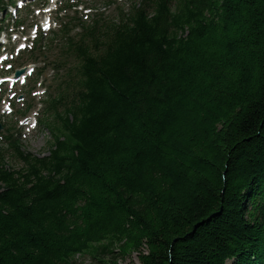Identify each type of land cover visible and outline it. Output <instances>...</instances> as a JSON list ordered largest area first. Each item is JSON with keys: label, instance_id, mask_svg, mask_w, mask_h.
Instances as JSON below:
<instances>
[{"label": "trees", "instance_id": "1", "mask_svg": "<svg viewBox=\"0 0 264 264\" xmlns=\"http://www.w3.org/2000/svg\"><path fill=\"white\" fill-rule=\"evenodd\" d=\"M149 1L120 48L97 20L68 47L51 159L6 139L0 264H264V0Z\"/></svg>", "mask_w": 264, "mask_h": 264}, {"label": "bare ground", "instance_id": "2", "mask_svg": "<svg viewBox=\"0 0 264 264\" xmlns=\"http://www.w3.org/2000/svg\"><path fill=\"white\" fill-rule=\"evenodd\" d=\"M80 1V6H81V8L83 9H86V8H89V6H90V3H89V0H79ZM17 2H20V1H17ZM82 2H84V5H82ZM170 2H171V7L172 8H174V9H176L178 6H181L182 8L181 9H183V2H184V0H170ZM79 3V2H78ZM136 4H138L139 6H140V4H141V2H136ZM26 6H28L27 4H25ZM101 9H104V5L102 4L101 5ZM141 11H144L145 9H143L142 8V6H140V8H139ZM155 9L156 8H154V7H150V8H148V11L151 13L152 12V14H154V12H157V11H155ZM102 17H105L104 16V14H100ZM100 16V17H101ZM146 19H148L147 18V16H146ZM149 20V19H148ZM102 22H105V21H107L108 23H109V27H107V28H105L104 29V32L105 33H110L112 30H111V26L113 25V23H115L114 25H113V28L114 29H119V32H117L116 34H114L113 35V39H109L110 41H109V44L110 45H112V47H116V48H120L121 46H120V44H117L116 42H115V39H120V38H122L123 40L124 39H128L125 35V32L124 31H122V26L124 25V24H132V26H135V28L137 29V33H138V27H137V25H140V23H139V21L138 20H136V19H134V18H131V19H129V18H126L125 16H123V15H121V13L119 12V11H117L116 13H111L110 15H109V17H107V18H102V20H101ZM83 30H86V31H88L89 30V28L88 27H85L84 29H83V22L80 24V34L82 35V33H83ZM101 37H105V34L101 31L100 32V34H99ZM54 36L55 37H61V36H58V35H56V34H54ZM2 71H4V72H10V70H7V69H5V68H3V70ZM61 73V70H59V72H57V73H53V74H50V75H53L54 76V78H55V80L56 81H60L61 79H64V75ZM68 74H70L71 76H73V78H75V79H77L78 78V74L76 73V72H73V71H70V70H68ZM34 77H36V79H39L40 77H39V75L36 73V74H34L33 75ZM82 80V79H81ZM12 83H14V81L12 80L11 81ZM60 88V87H59ZM48 93H49V91H48ZM49 95H50V93H49ZM48 94H45V97H48L49 96ZM55 96H57V97H61L62 98V100L63 101H69V100H67V99H69V98H74V97H77L76 96V93L75 94H72V93H70V95H68V96H65L62 92H60V91H56L55 92ZM50 108V110H51V107H49ZM44 110H48V107H46V108H44ZM8 112H12L11 114H9V115H7L6 117H5V119H7V120H9V119H12L13 118V116H14V111L13 110H9ZM54 112V111H53ZM1 124L2 123H0V135L2 134V130H1ZM31 131V130H35V127H33V126H31V128L30 129H26L24 132H22L21 134H20V136L19 137H16L15 139H17V140H23V143L21 144V145H19V147L21 148V149H27V147L25 146V143H24V140H28L29 138H31L32 136H35V134H31V133H28V131ZM12 141L10 140H1L0 139V152H2V151H6L7 150V152L5 153V156H4V158H5V161L7 162V163H10V164H12L11 166H6L7 167V169H12L15 165L13 164V162L11 161V159H10V157L11 156H13V155H17L18 153H17V151H16V149L15 148H13V147H11L10 148V145H12ZM50 143L49 142H46V144H45V150H46V152L45 153H40V154H37V153H35L36 155H37V157L39 158V159H45V160H48V159H51L52 158V152H53V149H52V147L49 145ZM4 158H0V160H4ZM19 164H20V167H18L19 169H21L23 172H25L26 171V167H25V161L24 160H22L21 159V157L19 158ZM3 186V185H2Z\"/></svg>", "mask_w": 264, "mask_h": 264}, {"label": "rangeland", "instance_id": "3", "mask_svg": "<svg viewBox=\"0 0 264 264\" xmlns=\"http://www.w3.org/2000/svg\"><path fill=\"white\" fill-rule=\"evenodd\" d=\"M126 2V0H125ZM19 106V105H18ZM39 129V127H37ZM35 134V136H32L28 140H24L25 146L27 147V150H30L32 152H35L37 154L45 153V144L47 142V139L50 137L51 133L47 132L44 127H42V131L39 130ZM15 165V164H14ZM20 167V164L17 166L15 165L13 168ZM146 242L144 245H146ZM147 246V245H146ZM145 254L147 253V250L143 251ZM97 258L92 257L91 255L87 254L86 256H79L76 258L74 264H101L96 260ZM116 264H140V257L139 253H133L130 257H126L124 259L119 258L117 261H114ZM233 262L227 261L226 264H232Z\"/></svg>", "mask_w": 264, "mask_h": 264}]
</instances>
